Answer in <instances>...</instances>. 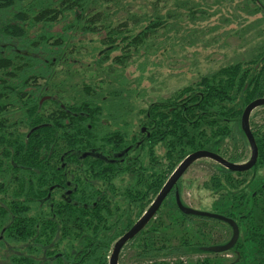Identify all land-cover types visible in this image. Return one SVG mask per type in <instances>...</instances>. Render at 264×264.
Listing matches in <instances>:
<instances>
[{
    "label": "trees",
    "instance_id": "trees-1",
    "mask_svg": "<svg viewBox=\"0 0 264 264\" xmlns=\"http://www.w3.org/2000/svg\"><path fill=\"white\" fill-rule=\"evenodd\" d=\"M242 1L260 14L253 49L140 109L135 131L134 101L163 65L156 53L194 47L208 34L200 1L0 0V246L16 248L12 264H107L112 244L187 155L205 149L245 160L229 147L248 145L242 113L264 97V0ZM251 125L255 166L233 172L217 164L221 175L212 180L229 202L215 212L236 220L240 238L232 262L211 264H247L246 242L253 262L264 264V183L252 189L264 167V125ZM158 212L129 241L132 264H208L190 257L228 241L208 244L210 232L198 226L202 242L194 243L186 223L229 225L183 214L173 199Z\"/></svg>",
    "mask_w": 264,
    "mask_h": 264
},
{
    "label": "rangeland",
    "instance_id": "rangeland-1",
    "mask_svg": "<svg viewBox=\"0 0 264 264\" xmlns=\"http://www.w3.org/2000/svg\"><path fill=\"white\" fill-rule=\"evenodd\" d=\"M154 1V0H151ZM200 1L201 7L205 10L202 15L201 12H197V16L207 17L205 22L210 28L205 30V35H202L199 43L194 47L187 46L185 48L175 46L173 49L168 51L163 50L156 53L158 60L163 59V65L155 68L154 81L151 78L152 74H147L144 86V95L139 97L134 101L135 110L133 112L132 118L129 120H138L140 117L138 112L140 109L147 108L151 103L159 102L167 99L178 89L190 83H196L202 75L217 68L221 63H223L228 57L241 52L242 50L253 49V42L255 38V33L259 30V25L256 19L260 14L252 15L251 10H253L254 3L247 5L242 0H196ZM175 0H160L159 7H168L171 4L174 5ZM211 28L216 30V33L212 35ZM162 31V30H159ZM221 33L224 38L220 37ZM224 34H227L226 36ZM190 41V40H187ZM253 42V43H252ZM224 43V46H222ZM154 53V52H153ZM136 60V57L133 58ZM134 65L129 68L134 69ZM82 73L87 77L96 76L95 73L84 70ZM251 123L253 125L261 126L264 125V106L257 107L251 113ZM132 129L139 131L140 124L138 121L132 122ZM252 126V125H251ZM230 144V141H229ZM247 146H243L240 142L236 144L238 147H229L230 151H238L245 153V162L249 160L251 156V148L247 141ZM160 154H162V147L159 145ZM216 161L209 158H201L196 160L183 174L178 184L181 190V195L183 201L186 205L193 207L194 209L215 212L220 211L229 207V202L226 198L222 196V193H218L216 189L212 187V180L215 175L219 177L221 173L218 172V165ZM256 180L252 185V189L257 187L259 184L264 183V167L256 171ZM237 176L236 174L233 175ZM238 177V176H237ZM250 189V190H252ZM170 199L174 198V194H171ZM151 205V203L146 207V209ZM257 213L259 211L257 210ZM161 217V214L157 212L152 220H157ZM151 220V221H152ZM151 223V222H150ZM149 223V224H150ZM187 230H191V236L193 242H202V233L198 231L197 227L200 226L202 230L207 233L210 232V238L207 242L208 244L223 243L229 240L232 236V230L229 226L212 222L208 225L202 223L196 225L194 223H186ZM211 228V229H210ZM179 231L177 226H174L172 232ZM180 231L184 232L185 228L180 227ZM243 234V232H242ZM243 236V235H242ZM241 236V237H242ZM240 238V237H239ZM244 239V237H243ZM243 250L248 253L247 264H255L250 253L254 250V246L248 242L244 245ZM11 244H6L5 246H0V264H12L11 256L13 254H18L16 248ZM130 250H133L131 244L128 243L127 248L123 252L121 258V264H132L134 259L131 256ZM193 261L207 262L211 264L212 262H224L229 263L235 259V253L231 251H225L220 253H196L190 257Z\"/></svg>",
    "mask_w": 264,
    "mask_h": 264
},
{
    "label": "water",
    "instance_id": "water-1",
    "mask_svg": "<svg viewBox=\"0 0 264 264\" xmlns=\"http://www.w3.org/2000/svg\"><path fill=\"white\" fill-rule=\"evenodd\" d=\"M260 106H264V97L255 99L254 101L250 102L243 110L241 117V128L251 148V156L249 160L245 162H232L216 152L205 149L197 150L187 155L167 179L159 194L156 196V198L153 200V202L141 216V218L130 228V230H128L116 241L111 253L109 264H118L119 254L123 246L145 228L148 222L155 216L156 212L163 204L167 195L175 186H177L178 181L181 179L183 174L196 160L201 158H209L233 172H246L255 166L258 160L259 150L255 136L252 132L250 116L252 111ZM86 155L87 154H83V156ZM176 204L183 214L217 219L227 223L232 228V236L226 243L205 246L201 249H203L204 251L220 253L231 250L236 245L240 237V228L236 220L218 212L201 211L186 205L181 199L178 188L176 189Z\"/></svg>",
    "mask_w": 264,
    "mask_h": 264
},
{
    "label": "flooded vegetation",
    "instance_id": "flooded-vegetation-1",
    "mask_svg": "<svg viewBox=\"0 0 264 264\" xmlns=\"http://www.w3.org/2000/svg\"><path fill=\"white\" fill-rule=\"evenodd\" d=\"M142 130H143V132L146 131V129H142ZM178 182H179V181H178ZM176 189H177V186H175V187L171 190V192L167 195V197H166L165 200H167V198H169V196H171V194H174V198H173V200H174V202L176 203ZM159 192H160V191H159ZM70 193H71V191H67V194H70ZM67 194H65V196H67ZM158 194H159V193H158ZM158 194H157V195H158ZM180 195H181V193H180ZM155 198H156V197H155ZM155 198H154V199H155ZM154 199H153V200H154ZM181 199H182V201H183L182 195H181ZM165 200H164V201H165ZM152 202H153V201H152ZM152 202H151V203H152ZM183 202H184V201H183ZM148 208H149V207H148ZM148 208H147V209H148ZM147 209H146V210H147ZM146 210H145V211H146ZM145 211L142 213V215L145 213ZM157 212H158V211H157ZM157 212H156V213H157ZM142 215H141V216H142ZM141 216L139 217V219L141 218ZM139 219H138V220H139ZM138 220H137V221H138ZM151 220H152V219H151ZM137 221H136V222H137ZM136 222H135V223H136ZM149 222H150V221H149ZM149 222H148V223H149ZM135 223H134V224H135ZM134 224H133V225H134ZM145 227H146V226H145ZM129 230H130V229H129ZM141 231H142V230H141ZM141 231H140V232H141ZM140 232H139V233H140ZM139 233H138V234H139ZM138 234H137V235H138ZM119 238H120V237H119ZM119 238H118V239H119ZM118 239H117V240H118ZM117 240H116V241H117ZM116 241L112 244V246H111V248H110V252H109V255H108V257H107V258H108V261H107L108 263H107V264H109V260H110V257H111V253H112V250H113V247H114ZM129 241H130V240H129ZM129 241H128V242L123 246V248L121 249V252H120V254H119L118 264H121V258H122L123 252H124L125 249L127 248V245H128V243H129Z\"/></svg>",
    "mask_w": 264,
    "mask_h": 264
}]
</instances>
